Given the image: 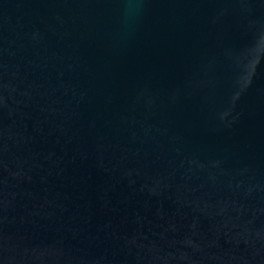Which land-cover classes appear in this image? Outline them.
Wrapping results in <instances>:
<instances>
[{"label":"water","instance_id":"water-1","mask_svg":"<svg viewBox=\"0 0 264 264\" xmlns=\"http://www.w3.org/2000/svg\"><path fill=\"white\" fill-rule=\"evenodd\" d=\"M0 264H264V0H0Z\"/></svg>","mask_w":264,"mask_h":264}]
</instances>
